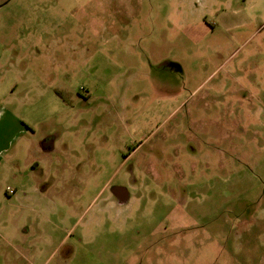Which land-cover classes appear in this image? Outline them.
<instances>
[{
  "label": "rangeland",
  "instance_id": "obj_1",
  "mask_svg": "<svg viewBox=\"0 0 264 264\" xmlns=\"http://www.w3.org/2000/svg\"><path fill=\"white\" fill-rule=\"evenodd\" d=\"M0 264H264V0H0Z\"/></svg>",
  "mask_w": 264,
  "mask_h": 264
},
{
  "label": "crops",
  "instance_id": "obj_2",
  "mask_svg": "<svg viewBox=\"0 0 264 264\" xmlns=\"http://www.w3.org/2000/svg\"><path fill=\"white\" fill-rule=\"evenodd\" d=\"M27 253H29V252H27ZM31 253V252H30Z\"/></svg>",
  "mask_w": 264,
  "mask_h": 264
}]
</instances>
